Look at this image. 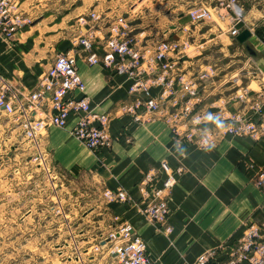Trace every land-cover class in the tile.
<instances>
[{
  "label": "crops",
  "instance_id": "obj_1",
  "mask_svg": "<svg viewBox=\"0 0 264 264\" xmlns=\"http://www.w3.org/2000/svg\"><path fill=\"white\" fill-rule=\"evenodd\" d=\"M59 27L35 24L12 40L0 35V73L12 86L25 93L37 89L57 54L70 52L78 59L93 111L114 114L112 144L97 151L70 133L76 115H71L65 129L50 127L42 139L55 162L69 171L96 173L103 188L125 191L131 197V203L114 201L110 208L122 226L130 225L132 233L146 241L151 264H193L211 250L217 252L218 259L225 258L252 224L264 223V190L255 184L257 173L264 169V140L228 135L207 148L196 144L172 148L173 134L166 122L140 124L116 112L122 102L131 101L128 77L87 65L67 26ZM77 27L81 32L86 28L78 23ZM254 55L258 57L259 52ZM184 66L189 76L195 74ZM259 71L257 79L246 86L214 79L202 85L200 108L208 117L207 127H225L237 114L249 120L264 119V67ZM256 101L263 106L262 113L256 110ZM49 107L46 104L37 117H45ZM178 167H183L184 173L167 198V226L172 227L168 231L166 225L144 215L146 196L139 184L152 173L154 179L146 185L152 196L169 171Z\"/></svg>",
  "mask_w": 264,
  "mask_h": 264
},
{
  "label": "rangeland",
  "instance_id": "obj_2",
  "mask_svg": "<svg viewBox=\"0 0 264 264\" xmlns=\"http://www.w3.org/2000/svg\"><path fill=\"white\" fill-rule=\"evenodd\" d=\"M5 1L19 21L0 26L4 39L12 40L35 24L59 30L67 26L76 38L81 34L79 17L95 10L124 17L131 37L143 45L188 40L184 67L195 75L212 67L214 80L246 86L264 67V0ZM202 7L211 10L212 18L193 22L191 12ZM234 26L253 32L247 43L258 57L235 42L230 33ZM11 121L0 111V264H118L114 252L121 240L113 235L123 226L97 174L64 169L42 137L25 138Z\"/></svg>",
  "mask_w": 264,
  "mask_h": 264
},
{
  "label": "built area",
  "instance_id": "obj_3",
  "mask_svg": "<svg viewBox=\"0 0 264 264\" xmlns=\"http://www.w3.org/2000/svg\"><path fill=\"white\" fill-rule=\"evenodd\" d=\"M242 14V9L238 10ZM207 7L191 12L193 22H203L212 18ZM19 19L9 12L7 1H0V26H10ZM78 23L86 26L76 36L77 48L83 61L89 66H102L114 73L125 74L129 81L128 94L131 101L122 102L117 111L128 115L140 124L155 120L167 123L173 134L172 148L196 144L207 148L217 144L223 137L231 135L264 140V119L249 120L233 115L222 128L207 127L206 113L200 108L202 85L216 76L215 69L200 71L189 76L184 70L186 50L190 42L186 39H163L152 45H143L131 37V27L122 16L109 17L93 10L81 15ZM243 29L234 26L231 36L235 39ZM244 95H240L243 97ZM48 104L45 117H37L39 111ZM256 110L262 113L263 106L254 102ZM0 111L19 126L25 138L36 140L50 127L65 129L72 114L77 122L70 130L73 137L88 149L97 151L110 147L112 137L110 127L114 114H99L93 111L87 86L79 73L76 54H57L48 73L39 87L29 93L12 86L0 73ZM184 173L183 167L169 171L161 187L154 188L149 195L146 185L154 179L147 173L139 184L146 196L142 211L147 219L167 226L169 206L168 196ZM255 184L264 190V169L257 173ZM107 202L131 203L125 191L106 188ZM264 223L252 224L244 233L238 245L225 258L218 259L215 250L201 254L193 264H264ZM113 237L121 242L115 248L118 264H151L146 241L132 233L130 225H124Z\"/></svg>",
  "mask_w": 264,
  "mask_h": 264
},
{
  "label": "water",
  "instance_id": "obj_4",
  "mask_svg": "<svg viewBox=\"0 0 264 264\" xmlns=\"http://www.w3.org/2000/svg\"><path fill=\"white\" fill-rule=\"evenodd\" d=\"M253 36V32L246 28L243 29L239 35L235 38V40L241 44H246V48L252 53L254 54V50L250 47V44H248L247 42L250 40V38Z\"/></svg>",
  "mask_w": 264,
  "mask_h": 264
},
{
  "label": "trees",
  "instance_id": "obj_5",
  "mask_svg": "<svg viewBox=\"0 0 264 264\" xmlns=\"http://www.w3.org/2000/svg\"><path fill=\"white\" fill-rule=\"evenodd\" d=\"M256 34L258 35V37H262V36H260L261 34L258 30L256 31Z\"/></svg>",
  "mask_w": 264,
  "mask_h": 264
}]
</instances>
